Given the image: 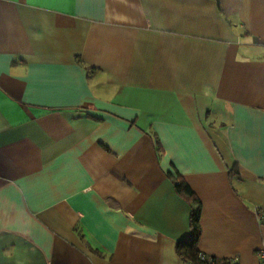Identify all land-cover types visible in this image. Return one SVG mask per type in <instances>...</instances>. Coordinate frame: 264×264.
<instances>
[{
    "label": "crops",
    "instance_id": "1",
    "mask_svg": "<svg viewBox=\"0 0 264 264\" xmlns=\"http://www.w3.org/2000/svg\"><path fill=\"white\" fill-rule=\"evenodd\" d=\"M175 177L260 264L264 0H0V264H191Z\"/></svg>",
    "mask_w": 264,
    "mask_h": 264
},
{
    "label": "trees",
    "instance_id": "2",
    "mask_svg": "<svg viewBox=\"0 0 264 264\" xmlns=\"http://www.w3.org/2000/svg\"><path fill=\"white\" fill-rule=\"evenodd\" d=\"M90 68V67H89ZM174 188L177 193L183 195L187 200H189L192 204V210L190 214V232L189 234L182 240H180L177 244V253L181 258L188 261L191 264H217L218 261L215 262L205 259L201 254L197 247L199 236L201 233L200 226V212H201V202L199 198L195 195L190 186L185 182V180L181 177L173 178ZM264 221V219H263ZM226 264V262H222V264Z\"/></svg>",
    "mask_w": 264,
    "mask_h": 264
},
{
    "label": "built area",
    "instance_id": "3",
    "mask_svg": "<svg viewBox=\"0 0 264 264\" xmlns=\"http://www.w3.org/2000/svg\"><path fill=\"white\" fill-rule=\"evenodd\" d=\"M262 214V213H261ZM259 212V215L261 217H264V214L261 215ZM257 254L259 256L260 264H264V243L261 245V247L257 250Z\"/></svg>",
    "mask_w": 264,
    "mask_h": 264
}]
</instances>
